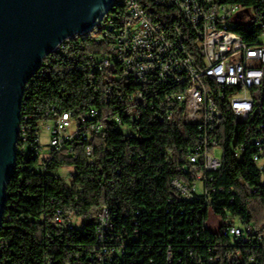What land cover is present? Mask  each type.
<instances>
[{
    "label": "trees",
    "instance_id": "16d2710c",
    "mask_svg": "<svg viewBox=\"0 0 264 264\" xmlns=\"http://www.w3.org/2000/svg\"><path fill=\"white\" fill-rule=\"evenodd\" d=\"M217 2L238 3L253 12V20L237 23L235 32L250 44L257 43L264 24V0ZM140 4L153 22L166 25L171 15L179 20L174 7L155 5L150 0H140ZM108 17H113L118 25L125 18L124 8H110L102 22L106 23ZM97 24L90 31L63 40L75 39V59L61 54L63 41L43 58L25 84L20 107L22 118L30 115L33 134L52 106L71 112L73 118L97 107L104 128L94 137V158L89 160L82 145L75 143V159L64 148L45 161L42 170L43 161L36 153L22 157L16 152L0 220V264H95L91 257L100 248L95 221L104 208L113 215L111 232L115 244L135 232L137 238L126 245V250L133 254V264H147L150 258L165 264V252L160 255L156 251L163 246L158 225L166 236L172 237L173 245L203 251V243L214 242L208 228L210 211L221 218H226L227 212L239 214L264 233L263 174L250 159V151L241 159L234 158L231 152V147L253 134L255 121L241 124L229 114L223 115L221 123H230L237 133L221 135L224 153L222 166L211 181L216 186L210 192L212 204L206 206L202 201L181 198L171 180L186 177L181 166L186 149L192 144L190 133L184 125L169 124L144 107L132 124L135 135H126L117 126L112 120L116 114L129 122L126 110L118 106V101H107L108 81L103 78H108V74L92 70L94 61L105 53L107 46L105 40L99 39L110 33L101 31L93 36ZM242 128L247 129V134L241 133ZM60 168L74 169L68 181L57 174ZM218 186L224 191H219ZM165 208L170 213L166 214ZM58 209L73 214L79 224L74 219L69 228L55 222ZM226 241L222 237L217 246L220 260L216 264H264L263 242L227 245ZM142 246L144 250L140 251ZM142 257L144 262L138 263Z\"/></svg>",
    "mask_w": 264,
    "mask_h": 264
},
{
    "label": "built area",
    "instance_id": "2783aa9c",
    "mask_svg": "<svg viewBox=\"0 0 264 264\" xmlns=\"http://www.w3.org/2000/svg\"><path fill=\"white\" fill-rule=\"evenodd\" d=\"M150 1L155 5L174 7L180 21L176 15H171L170 22L161 25L150 19L140 0H112L110 8L123 7L125 18L117 25L113 17H108L103 31L110 33L99 39L106 41V50L94 61L92 70L108 74V78H103L108 81L105 87L107 101H118V106L126 110L129 122L119 114L112 120L126 135L136 134L132 124L141 107L153 110L156 117L169 124L185 126L192 140L181 166L186 177L173 178L171 186L181 198L202 201L209 206L213 201L210 192L216 189L211 181L222 166L221 135L237 133L230 123H221L225 113L241 124L255 121L253 134L231 147V152L234 158L241 159L250 151L249 157L264 179V24L257 43L250 44L234 33L237 23H248L254 18L253 12L241 4L218 3L217 0ZM245 9L244 19L235 18L236 13ZM74 40L63 41L61 49V54L71 59H75ZM45 114L48 117L39 122L38 130L33 134L30 115L22 118L20 112L16 146L22 157L36 153L43 161L40 164L43 170L44 162L64 148L75 159L73 148L79 143L89 160H93L94 137L104 128L97 107H90L78 118L55 106ZM41 127L49 133L44 152L40 145ZM240 131L247 134L246 128ZM218 148L222 151L220 157L215 153ZM218 187L219 191H224L222 186ZM164 211L170 213L169 208ZM74 219L70 212L58 209L54 221L71 228ZM95 222L100 248L91 260L95 264H133V254L126 250V245L137 238L135 232L115 244L113 215L107 208L98 214ZM208 228L214 235V242L203 243L204 250L197 251L193 247L184 249L182 245H173L172 237L166 236L163 233L166 231L158 225L159 242L163 246L156 251L160 255L165 252V264H216L220 260L216 249L222 243V237L227 240V245L264 243V233L239 214L227 212L226 218H221L210 211ZM189 238L190 234L187 235ZM142 262L143 257L138 260V263ZM160 262L150 258L147 264H162Z\"/></svg>",
    "mask_w": 264,
    "mask_h": 264
},
{
    "label": "water",
    "instance_id": "95a60500",
    "mask_svg": "<svg viewBox=\"0 0 264 264\" xmlns=\"http://www.w3.org/2000/svg\"><path fill=\"white\" fill-rule=\"evenodd\" d=\"M112 0H0V220L17 152L27 80L66 35L90 31ZM247 10L236 13L244 19Z\"/></svg>",
    "mask_w": 264,
    "mask_h": 264
},
{
    "label": "rangeland",
    "instance_id": "374dc122",
    "mask_svg": "<svg viewBox=\"0 0 264 264\" xmlns=\"http://www.w3.org/2000/svg\"><path fill=\"white\" fill-rule=\"evenodd\" d=\"M105 28V22L99 21L96 27V32L93 36H97V32L103 31ZM49 138V133L48 130L45 127H41L40 129V145L42 146V152H44L45 149H47L46 144ZM216 156L220 157L222 154L221 149H216L215 150ZM74 173L73 168H60L58 170V175L62 176L66 181L69 180L70 176ZM217 221V220H216ZM76 225L79 224V220L75 219Z\"/></svg>",
    "mask_w": 264,
    "mask_h": 264
},
{
    "label": "bare ground",
    "instance_id": "6f19581e",
    "mask_svg": "<svg viewBox=\"0 0 264 264\" xmlns=\"http://www.w3.org/2000/svg\"><path fill=\"white\" fill-rule=\"evenodd\" d=\"M82 32H85V31H79V32H74V33H71V34H68V35H66L65 37H63L53 48H52V50L50 51V52H52L53 50H55L60 44H61V42L63 41V40H65V39H67L69 36H71V35H74V34H77V33H82ZM234 33L235 34H237V35H239L238 33H236L235 31H234ZM49 52V53H50ZM48 54V53H47ZM46 54V55H47ZM46 55H44L43 56V58L46 56ZM43 58H42V60H43ZM42 62V61H41ZM22 102V101H21ZM21 107V106H20ZM18 128H20V126L18 127ZM17 138H18V133H17Z\"/></svg>",
    "mask_w": 264,
    "mask_h": 264
}]
</instances>
